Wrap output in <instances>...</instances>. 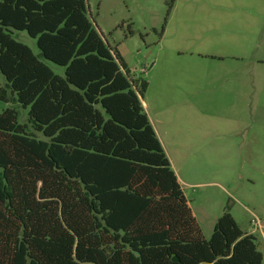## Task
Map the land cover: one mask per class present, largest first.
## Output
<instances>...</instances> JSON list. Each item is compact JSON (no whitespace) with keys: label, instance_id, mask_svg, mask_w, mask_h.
I'll use <instances>...</instances> for the list:
<instances>
[{"label":"trees","instance_id":"obj_1","mask_svg":"<svg viewBox=\"0 0 264 264\" xmlns=\"http://www.w3.org/2000/svg\"><path fill=\"white\" fill-rule=\"evenodd\" d=\"M0 73V264L262 263L227 211L204 237L85 0H0Z\"/></svg>","mask_w":264,"mask_h":264},{"label":"rangeland","instance_id":"obj_2","mask_svg":"<svg viewBox=\"0 0 264 264\" xmlns=\"http://www.w3.org/2000/svg\"><path fill=\"white\" fill-rule=\"evenodd\" d=\"M85 3L129 76L147 81L144 112L204 237L227 211L264 264V0ZM13 37L40 57L25 31Z\"/></svg>","mask_w":264,"mask_h":264},{"label":"water","instance_id":"obj_3","mask_svg":"<svg viewBox=\"0 0 264 264\" xmlns=\"http://www.w3.org/2000/svg\"><path fill=\"white\" fill-rule=\"evenodd\" d=\"M99 32V31H98ZM100 33V32H99ZM174 260H176V257H173Z\"/></svg>","mask_w":264,"mask_h":264},{"label":"crops","instance_id":"obj_4","mask_svg":"<svg viewBox=\"0 0 264 264\" xmlns=\"http://www.w3.org/2000/svg\"><path fill=\"white\" fill-rule=\"evenodd\" d=\"M179 180V179H178Z\"/></svg>","mask_w":264,"mask_h":264}]
</instances>
